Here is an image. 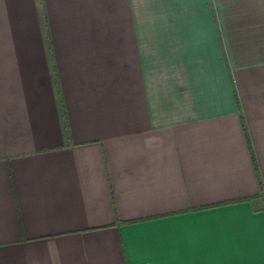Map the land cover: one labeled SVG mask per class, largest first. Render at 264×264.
I'll use <instances>...</instances> for the list:
<instances>
[{
    "label": "crops",
    "instance_id": "crops-1",
    "mask_svg": "<svg viewBox=\"0 0 264 264\" xmlns=\"http://www.w3.org/2000/svg\"><path fill=\"white\" fill-rule=\"evenodd\" d=\"M0 264H264V0H0Z\"/></svg>",
    "mask_w": 264,
    "mask_h": 264
}]
</instances>
